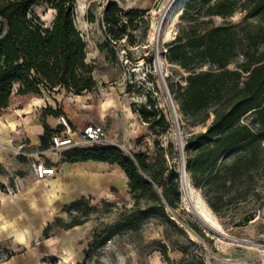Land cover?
I'll return each mask as SVG.
<instances>
[{
	"label": "trees",
	"instance_id": "obj_1",
	"mask_svg": "<svg viewBox=\"0 0 264 264\" xmlns=\"http://www.w3.org/2000/svg\"><path fill=\"white\" fill-rule=\"evenodd\" d=\"M76 2L0 0V116L14 99L60 89L81 94L96 88L95 66L87 60V41L76 24ZM41 3L55 11L50 24L35 10ZM238 11L244 13L242 20L231 21ZM143 16L117 0H107L100 24L109 40L120 43L130 37ZM217 17L223 22L215 23ZM87 20H96L91 6ZM165 49L166 59L185 72L182 79L169 82L181 121L188 127H205L189 131L186 137V168L193 184L219 213L220 202L242 193L264 164V0H188L179 15L178 33L165 43ZM132 108L149 124L159 146L160 138L170 133L171 121L151 97L145 104L133 103ZM62 112L60 108L44 109L43 147L49 146L57 131L46 116ZM160 149L153 161L146 151L130 155L115 145L73 147L63 152L65 160L72 163L93 160L118 164L128 178L133 199V206L104 230H94L87 258L111 236L138 234L147 220L157 219L166 238L177 237L170 243L154 240L152 251H159L169 264L171 249L184 253L181 264H207L201 257L195 259L190 248L200 245L168 210L181 203L182 192L178 173ZM102 205L113 207L117 203L103 200ZM101 208L86 197L70 202L64 207L70 218L57 216L45 227L44 238L57 227L69 229L87 222L90 214ZM189 224L205 237L198 224Z\"/></svg>",
	"mask_w": 264,
	"mask_h": 264
},
{
	"label": "rangeland",
	"instance_id": "obj_2",
	"mask_svg": "<svg viewBox=\"0 0 264 264\" xmlns=\"http://www.w3.org/2000/svg\"><path fill=\"white\" fill-rule=\"evenodd\" d=\"M106 1L77 0L75 10L76 24L87 41V60L95 66L96 88L81 94L60 89L52 93L44 92L41 97L51 101L56 109H59V103L66 104L84 125L105 123L108 137L124 145L126 150L121 149L127 154L146 151L153 161L160 147L163 148L160 150L165 153L168 165L179 175L182 192L181 203L175 208L168 207V210L200 245L199 248H190L196 255L195 259L201 257L207 264H264V247L261 246L264 244V164L250 184L242 189V193L238 192L231 198L225 197L220 202L219 213L211 208L202 189L193 184L186 168V137L189 131H200L205 127H188L181 121L177 105L170 99L169 82L182 79L185 72L170 63L164 55L165 43L178 33L179 15L184 7L179 14L169 18L177 0H117L125 8L143 12L144 20L131 30L128 39L116 43L108 39L100 24ZM90 6L96 17L93 22L87 20ZM35 10L48 24L54 19L55 11L46 3H41ZM243 14L238 11L230 20L239 22ZM222 22L220 17L215 19L217 24ZM150 97L172 123L170 133L160 138L159 146L155 145L149 124L143 122L132 108L133 103L138 106L145 104ZM105 173L111 178L105 199L117 205L107 207L102 205L104 198L91 197L93 204L102 206L100 211H93L88 220L98 231L104 230L123 210L133 206L125 172L115 168ZM183 174L184 180H188L192 187L188 195L185 192L187 190H184L186 181L182 178ZM6 182L11 185L9 178ZM14 190L12 187L6 192L13 193ZM189 196L192 198L189 199ZM198 203H204L210 209L228 238L217 235L204 223L194 206ZM191 222L202 228L205 237L191 229ZM32 234L33 238L28 239L25 245L12 244L9 239L0 242V264H72L64 260L66 251L56 250L59 241H46L43 234L37 231ZM176 237L175 234L172 238H166L161 222L149 219L138 234L119 233L111 236L104 245L93 250L88 258L86 256L82 264H169L159 251H152L155 247L152 242L163 240L170 243ZM88 240L83 237L84 243ZM65 242V246L69 247V239ZM10 253H14L13 257L6 262ZM183 256L182 251L171 249L170 264H181Z\"/></svg>",
	"mask_w": 264,
	"mask_h": 264
},
{
	"label": "crops",
	"instance_id": "obj_3",
	"mask_svg": "<svg viewBox=\"0 0 264 264\" xmlns=\"http://www.w3.org/2000/svg\"><path fill=\"white\" fill-rule=\"evenodd\" d=\"M48 104L56 110L51 101L41 96L25 100L14 99L0 116V242L9 239L12 244L25 245L28 239L33 238V231L43 234L45 227L57 216L68 220L70 215L64 211V207L74 200L83 197L91 199L92 196L107 200L105 193L111 178L105 172L109 169H122L118 164L104 161L68 162L63 155L66 149H52L51 140L49 146L43 147L41 137L45 134V129L42 113ZM59 108L74 129L81 130L86 126L66 104L59 103ZM58 118L59 115L50 114L46 116V121L53 129L61 130ZM98 124L106 127L105 123ZM11 136L24 141L33 158L54 167V174L37 179L30 166L31 157L18 156L10 148ZM7 178L11 181L10 188L15 189L13 193L6 192ZM90 225L87 221L69 229L57 227L50 237L44 239L54 243L59 241L60 245L56 250L66 251L64 260L81 264L93 240L95 228ZM83 237L89 240L84 243ZM67 239L69 247L65 246ZM12 257L13 255L8 257L6 262Z\"/></svg>",
	"mask_w": 264,
	"mask_h": 264
},
{
	"label": "built area",
	"instance_id": "obj_4",
	"mask_svg": "<svg viewBox=\"0 0 264 264\" xmlns=\"http://www.w3.org/2000/svg\"><path fill=\"white\" fill-rule=\"evenodd\" d=\"M58 119L62 129L57 130L51 137L50 147L54 150L94 145H118V147L126 150L124 145L108 137V130L102 124L89 123L83 129L76 130L72 127L66 115L61 114ZM9 143L10 148L16 155L31 157L30 166L37 179H43L54 174V167H49L42 160L33 158V154L27 151V144L24 141H18L15 136H11ZM130 155L132 154L130 153ZM5 189H11L7 182L5 183ZM261 246L264 247V244Z\"/></svg>",
	"mask_w": 264,
	"mask_h": 264
},
{
	"label": "bare ground",
	"instance_id": "obj_5",
	"mask_svg": "<svg viewBox=\"0 0 264 264\" xmlns=\"http://www.w3.org/2000/svg\"><path fill=\"white\" fill-rule=\"evenodd\" d=\"M184 3H185V0H177L174 4L173 11H171V13L169 14V18H172L175 15L179 14L180 11L182 10V8L184 7L183 6ZM184 181H186V182H184V185L186 186V189H184V190H187L185 192H187V195H188L189 193H191L192 187L189 184L188 180H184ZM188 198L191 199L192 197L189 196ZM194 206L196 209H201L202 214H199L198 212L197 213L200 215V217L204 221V223H206L208 226H210V228H212V230L215 231L216 233H218L219 235H221V236L225 235V232L222 230L220 224L217 222L216 217L213 216L210 209L208 207H206V205L204 203H198V205L194 204Z\"/></svg>",
	"mask_w": 264,
	"mask_h": 264
},
{
	"label": "water",
	"instance_id": "obj_6",
	"mask_svg": "<svg viewBox=\"0 0 264 264\" xmlns=\"http://www.w3.org/2000/svg\"><path fill=\"white\" fill-rule=\"evenodd\" d=\"M169 95H170V99H171V101L173 100V98H172V96H171V93H170V90H169ZM182 178H183V180H184V174H183V176H182ZM196 211L199 213V214H202L201 212V209H196ZM198 214V215H199ZM200 216V215H199ZM209 228H210V226H209ZM210 229H212V228H210ZM215 232V231H214ZM216 233V232H215ZM217 235H219L218 233H216ZM222 237H226V238H228V236L227 235H222Z\"/></svg>",
	"mask_w": 264,
	"mask_h": 264
}]
</instances>
